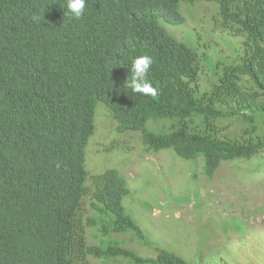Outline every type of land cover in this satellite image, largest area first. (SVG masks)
<instances>
[{
  "label": "trees",
  "instance_id": "obj_1",
  "mask_svg": "<svg viewBox=\"0 0 264 264\" xmlns=\"http://www.w3.org/2000/svg\"><path fill=\"white\" fill-rule=\"evenodd\" d=\"M200 1L218 5L215 29L239 38L231 55L167 30L185 22L182 2ZM66 12L67 0H0V264H206L153 241L123 204L124 176L90 173L86 149L102 103L118 133L203 157L209 178L232 161L263 169L264 0H86L82 18ZM142 55L154 61L155 98L125 86ZM151 118L172 119L170 131L147 129ZM128 236L157 254L129 248Z\"/></svg>",
  "mask_w": 264,
  "mask_h": 264
},
{
  "label": "rangeland",
  "instance_id": "obj_2",
  "mask_svg": "<svg viewBox=\"0 0 264 264\" xmlns=\"http://www.w3.org/2000/svg\"><path fill=\"white\" fill-rule=\"evenodd\" d=\"M180 11L185 22L166 25L178 40L190 46L201 43L215 58L231 55L228 51L240 43L215 29V2H182ZM105 107L97 106L96 131L86 149L87 170L121 172L132 193L123 204L153 241L189 260L200 255L206 264H264V168L255 171L256 160L223 163L209 178L203 157L184 160L172 148L148 152L140 131L118 133ZM172 124L170 118H151L147 129L164 133ZM85 237L94 243L90 229ZM127 239L139 254H157L154 247ZM101 262L88 257L83 264Z\"/></svg>",
  "mask_w": 264,
  "mask_h": 264
},
{
  "label": "clouds",
  "instance_id": "obj_3",
  "mask_svg": "<svg viewBox=\"0 0 264 264\" xmlns=\"http://www.w3.org/2000/svg\"><path fill=\"white\" fill-rule=\"evenodd\" d=\"M86 0H67V12L69 18L80 19L85 13ZM34 19H38L34 17ZM154 61L150 55L136 57L131 64V77L125 81V86L133 93L155 98L158 88L149 81L148 76ZM59 167V165H57Z\"/></svg>",
  "mask_w": 264,
  "mask_h": 264
}]
</instances>
